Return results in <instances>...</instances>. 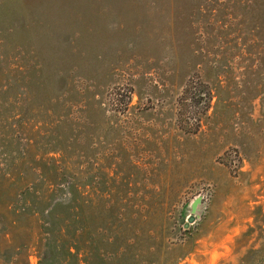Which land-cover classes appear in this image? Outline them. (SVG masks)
Segmentation results:
<instances>
[{
  "label": "rangeland",
  "instance_id": "rangeland-1",
  "mask_svg": "<svg viewBox=\"0 0 264 264\" xmlns=\"http://www.w3.org/2000/svg\"><path fill=\"white\" fill-rule=\"evenodd\" d=\"M0 264H264V0H0Z\"/></svg>",
  "mask_w": 264,
  "mask_h": 264
},
{
  "label": "trees",
  "instance_id": "trees-1",
  "mask_svg": "<svg viewBox=\"0 0 264 264\" xmlns=\"http://www.w3.org/2000/svg\"><path fill=\"white\" fill-rule=\"evenodd\" d=\"M120 96L122 97L123 95H120ZM189 102L191 103L188 104ZM210 102H211V93L205 89H198L194 87L193 84L185 88L183 95L181 96V98H179V105L181 107H187L188 105L190 106L191 104L193 106H197L198 108L197 116H199V114H202V113L204 114L205 112L208 111L210 107ZM199 122L200 121H198L195 128L193 129L188 128L189 130L187 131L193 132V133L198 132L199 127H200Z\"/></svg>",
  "mask_w": 264,
  "mask_h": 264
},
{
  "label": "water",
  "instance_id": "water-1",
  "mask_svg": "<svg viewBox=\"0 0 264 264\" xmlns=\"http://www.w3.org/2000/svg\"><path fill=\"white\" fill-rule=\"evenodd\" d=\"M198 201H199V200L197 199V200L195 201L194 205H195ZM196 217H197V215H194V214L190 215V216L188 217V221H187V223H185L184 227H185V228H188V227L190 226L191 223H193V222L196 221Z\"/></svg>",
  "mask_w": 264,
  "mask_h": 264
}]
</instances>
